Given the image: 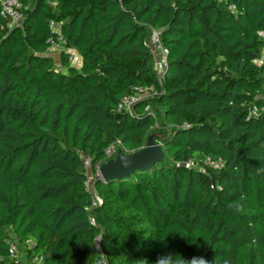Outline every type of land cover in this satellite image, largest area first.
I'll list each match as a JSON object with an SVG mask.
<instances>
[{"label":"trees","instance_id":"16d2710c","mask_svg":"<svg viewBox=\"0 0 264 264\" xmlns=\"http://www.w3.org/2000/svg\"><path fill=\"white\" fill-rule=\"evenodd\" d=\"M22 3L10 30L0 13V264L11 237L21 264H264V112L250 116L264 107V0ZM133 86L154 92L117 110ZM150 132L162 161L96 175L97 201L83 157L94 171L109 145L136 151Z\"/></svg>","mask_w":264,"mask_h":264},{"label":"built area","instance_id":"2783aa9c","mask_svg":"<svg viewBox=\"0 0 264 264\" xmlns=\"http://www.w3.org/2000/svg\"><path fill=\"white\" fill-rule=\"evenodd\" d=\"M23 8L24 5L22 3V0H0V13L1 16L6 19V28L8 30L12 29L15 26H18L22 23L23 20ZM230 9H235L234 5H230ZM51 25L54 26V23L51 22ZM2 28L3 26L0 25ZM150 44L154 51V60L156 64L157 70L161 73L166 68V62H167V49L162 45L160 41V32L157 30H152L150 38H149ZM49 42V49L53 48H59L62 50H66L69 52L68 48L66 47V39L62 35H58L56 38L50 37L48 39ZM72 60L75 59L72 56H70ZM264 61V50L262 52L261 58L257 59V62H263ZM154 92L152 87L148 86H133L132 92L123 96V98L118 102L117 104V110H126L128 112H134V105L137 102H140L141 100L145 99L150 93ZM145 111H148L152 116H154L151 107L147 105L145 108ZM260 112H264V107H258V106H252L250 108V116H256ZM116 150L114 149V144L109 145L104 152V156L101 160V162L97 163V168L102 162H106L108 159L112 158L116 154ZM83 162L85 167H89L91 165L90 158L84 156ZM207 162L214 166V167H220L222 166V161L220 159L217 160H210L207 158ZM88 175L86 180V187L88 189ZM89 190V189H88ZM90 191V190H89ZM95 199L98 201V197L94 193ZM96 240H99V237L96 238ZM9 254L13 259V264H21L20 263V256L17 253L16 248V241L11 237L9 239ZM40 259V258H39ZM34 260H37V257L34 258ZM93 264H97L94 262ZM100 264H107L104 259H102V262Z\"/></svg>","mask_w":264,"mask_h":264},{"label":"water","instance_id":"95a60500","mask_svg":"<svg viewBox=\"0 0 264 264\" xmlns=\"http://www.w3.org/2000/svg\"><path fill=\"white\" fill-rule=\"evenodd\" d=\"M155 132H150L146 143L136 151L124 152L118 148L113 158L102 162L97 168V176L103 181L127 178L134 171H145L156 162L162 161L161 144L154 140Z\"/></svg>","mask_w":264,"mask_h":264},{"label":"rangeland","instance_id":"374dc122","mask_svg":"<svg viewBox=\"0 0 264 264\" xmlns=\"http://www.w3.org/2000/svg\"><path fill=\"white\" fill-rule=\"evenodd\" d=\"M60 50L59 48H53V49H48L47 52L50 56H52V58L55 60V66L60 68ZM74 56L73 58L75 57L74 60L71 59V63L76 65V66H79L80 65V58L78 56V54L75 52V51H72ZM161 75V73H160ZM119 148L118 147V144H114V149H117ZM123 151V150H122ZM113 158V157H112ZM87 174H88V178H89V181H88V189L90 190V192L92 193V195L94 196V191H93V187H92V182L94 180V177L97 175V167L95 168L94 171H92V168L91 166L87 167ZM95 198V196H94ZM16 248H17V253L19 254V256L25 260V255H24V252H23V247H20L18 245V243H16Z\"/></svg>","mask_w":264,"mask_h":264},{"label":"clouds","instance_id":"9594fccd","mask_svg":"<svg viewBox=\"0 0 264 264\" xmlns=\"http://www.w3.org/2000/svg\"><path fill=\"white\" fill-rule=\"evenodd\" d=\"M194 264H209V261L204 257H199L197 258V261L194 262Z\"/></svg>","mask_w":264,"mask_h":264}]
</instances>
